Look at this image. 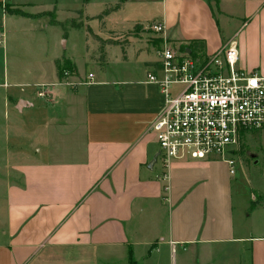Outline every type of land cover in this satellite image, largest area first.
Returning a JSON list of instances; mask_svg holds the SVG:
<instances>
[{"label":"crops","instance_id":"0c3cea01","mask_svg":"<svg viewBox=\"0 0 264 264\" xmlns=\"http://www.w3.org/2000/svg\"><path fill=\"white\" fill-rule=\"evenodd\" d=\"M138 3L146 15L125 14L130 7L118 1V16L92 29L115 33L161 20L182 48L199 41L212 54L235 43L239 66L264 75V0ZM217 13L229 22L249 19L241 38ZM27 14L18 15L34 16ZM131 47L123 48L122 64L137 52ZM152 54L135 55L144 68L93 79L77 76L64 57L75 68L65 79L71 85L59 82L53 62L48 79L43 72L34 83L47 93L37 94L46 105L16 98L33 109L32 145L3 172L0 264H264V189L262 199L251 194L248 213L226 161L188 158L165 168L158 156L153 163L160 147L149 125L165 97L148 82L161 68L159 49Z\"/></svg>","mask_w":264,"mask_h":264},{"label":"rangeland","instance_id":"374dc122","mask_svg":"<svg viewBox=\"0 0 264 264\" xmlns=\"http://www.w3.org/2000/svg\"><path fill=\"white\" fill-rule=\"evenodd\" d=\"M118 1L130 7L125 14L135 10L146 15L149 9L140 6V0H4L7 5L0 6V215L6 201L7 187L3 178L6 163H15L20 152L32 145L30 116L33 109L25 107L20 111L16 98L29 96L36 105H46V99L38 97L40 90L34 83L42 79L43 72L46 73L43 78L48 79L53 62L70 58L80 77H87L89 73L101 75L105 70L115 74L125 67L144 68L135 56L141 49L155 54L165 44L180 45L157 32L154 22L128 31L112 33L100 29L95 32L93 29L101 22L97 17L115 7ZM16 9L34 16L13 14L11 11ZM116 11H110L102 20L109 16L110 21L114 20L118 16ZM217 16L222 25L224 22L226 31H238L237 38H241V27L249 19L229 22L218 13ZM131 44L130 51L134 48L137 52L130 63L122 64L123 48ZM74 75L75 70L70 72L71 77ZM178 88L176 86L175 90ZM234 159V185L242 190L239 192L249 213L253 208L251 194L255 192L259 199L263 198L264 130L247 132Z\"/></svg>","mask_w":264,"mask_h":264},{"label":"built area","instance_id":"2783aa9c","mask_svg":"<svg viewBox=\"0 0 264 264\" xmlns=\"http://www.w3.org/2000/svg\"><path fill=\"white\" fill-rule=\"evenodd\" d=\"M153 28L165 35L163 21H154ZM202 52L167 44L159 50L160 74L149 73L148 82L160 86L165 104L149 130L165 168L174 160L217 157L235 174L234 154L242 138L249 131L264 130V75L239 66L235 43L212 54ZM63 75L59 82L71 85L65 81L70 71ZM38 95L48 96L43 89ZM163 178H168L167 172Z\"/></svg>","mask_w":264,"mask_h":264},{"label":"trees","instance_id":"16d2710c","mask_svg":"<svg viewBox=\"0 0 264 264\" xmlns=\"http://www.w3.org/2000/svg\"><path fill=\"white\" fill-rule=\"evenodd\" d=\"M119 8H120V5L117 4L115 7H111L109 9H107L106 11H104L97 18L102 21L104 16L108 15L110 13V11H113V10L116 11V10H119ZM13 12H15L17 14L28 15L27 13H25L22 10H19V9H16ZM135 27L138 28L139 25H136ZM204 47H205L204 43L199 42V41H192V43L186 48H189L193 53H195L196 51H200V50L202 51V49H204ZM56 66H57V69H58L59 79H61V80H63V78H64V75H63V71L64 70H69L70 72H72L75 69L68 59L57 60L56 61Z\"/></svg>","mask_w":264,"mask_h":264},{"label":"water","instance_id":"95a60500","mask_svg":"<svg viewBox=\"0 0 264 264\" xmlns=\"http://www.w3.org/2000/svg\"><path fill=\"white\" fill-rule=\"evenodd\" d=\"M26 105H27V102H26V101H24V100H20L19 103H18V105H17V108H18L20 111H22V109H23ZM158 156H159V154L156 155V157H154V159H153V163L157 160ZM153 163H152V164H153Z\"/></svg>","mask_w":264,"mask_h":264}]
</instances>
